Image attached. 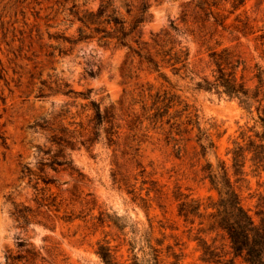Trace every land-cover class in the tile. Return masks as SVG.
Here are the masks:
<instances>
[{"label": "rangeland", "instance_id": "374dc122", "mask_svg": "<svg viewBox=\"0 0 264 264\" xmlns=\"http://www.w3.org/2000/svg\"><path fill=\"white\" fill-rule=\"evenodd\" d=\"M149 1L144 39L173 24L190 52L187 69L161 70L167 81L138 57L126 63L127 48L96 38L70 42L78 17L96 11L99 0H0V264H106L101 245L119 264H150V245L164 264L175 261L171 253L180 264H247L228 235L210 226L219 195L208 176L210 164H225L260 221L264 172L248 161L245 176L236 175L230 153L255 121L237 100L196 84L212 77L213 49L240 53L247 79L256 64L264 68V0ZM65 84L93 92L89 99L65 95ZM165 90L195 108L201 132L173 130L167 117L151 120L154 98ZM91 101L115 108L114 143L106 126L92 146L82 143L93 126ZM63 134L74 136L70 167L60 165Z\"/></svg>", "mask_w": 264, "mask_h": 264}, {"label": "trees", "instance_id": "16d2710c", "mask_svg": "<svg viewBox=\"0 0 264 264\" xmlns=\"http://www.w3.org/2000/svg\"><path fill=\"white\" fill-rule=\"evenodd\" d=\"M99 1L96 11L87 10L78 17L81 26L78 29V37L70 41L71 43L77 44L96 38L104 47L113 45L114 48H127L129 53L126 63L132 57H138L140 65L145 66L148 71L160 73L166 81L167 76L161 72L163 68H171L175 74L187 69L190 52L177 39V35L184 33L179 27L172 24L171 30L152 33L149 41L144 39L143 27L151 20L149 0H140L138 6L134 5L133 0ZM118 2L123 5L118 6ZM122 7L126 9V16L121 11ZM210 59L213 66L212 77L201 78L196 84L197 89L237 100L255 121L254 127L241 132L242 141L235 142L234 148L230 151L235 174L245 176L244 169L248 161L253 164L256 171L264 172V68L256 64L253 77L247 79L246 74L250 72V68L240 53L228 47L220 51L211 50ZM91 75L94 76V73ZM250 81L253 85H250ZM63 92L65 95H78L89 99L93 90L78 93L71 89L69 84H65ZM91 106L94 111L91 119L93 126L88 131V138L82 143L92 146L97 142L101 126H106L104 132L108 136V141L114 143L120 128L116 122L115 108L103 110L102 104L96 101H91ZM172 109H175L173 113ZM149 110L154 111L151 120L155 124L163 123L167 117V123L173 130L182 132V127L186 126L197 128L201 132L195 108L172 91L158 92ZM80 134L81 138L85 137ZM73 140L74 136L66 137V134H63V163L60 164L63 167H70L73 164L66 154V149H74ZM213 147V142H210L209 146L203 145L204 154L207 149ZM209 166L208 177L219 195L218 201L211 206L215 212L212 213L213 220L210 226L217 227L228 235L237 257L244 258L247 264H264V209L257 213L260 217V221L257 222L243 204L227 166L223 164L217 170H214L211 164ZM49 183L45 181L46 185ZM203 243L205 244V241ZM149 250L152 256L150 264H164L161 260V251L157 247L150 245ZM98 254L106 264H119L110 246L101 245ZM171 256L175 259L171 264H180V259L175 253H171Z\"/></svg>", "mask_w": 264, "mask_h": 264}]
</instances>
